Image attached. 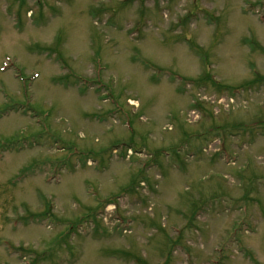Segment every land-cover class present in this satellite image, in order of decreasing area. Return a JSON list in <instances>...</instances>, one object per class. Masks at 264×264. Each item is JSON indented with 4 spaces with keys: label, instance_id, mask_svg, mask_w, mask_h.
<instances>
[{
    "label": "rangeland",
    "instance_id": "1",
    "mask_svg": "<svg viewBox=\"0 0 264 264\" xmlns=\"http://www.w3.org/2000/svg\"><path fill=\"white\" fill-rule=\"evenodd\" d=\"M0 154V264H264V0H0Z\"/></svg>",
    "mask_w": 264,
    "mask_h": 264
}]
</instances>
